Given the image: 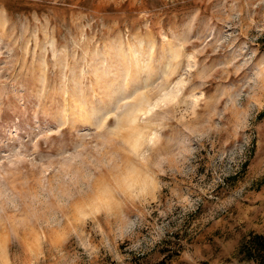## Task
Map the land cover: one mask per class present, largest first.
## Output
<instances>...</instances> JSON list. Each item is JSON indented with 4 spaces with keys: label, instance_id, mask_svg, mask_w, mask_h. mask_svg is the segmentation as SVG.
Wrapping results in <instances>:
<instances>
[{
    "label": "rangeland",
    "instance_id": "374dc122",
    "mask_svg": "<svg viewBox=\"0 0 264 264\" xmlns=\"http://www.w3.org/2000/svg\"><path fill=\"white\" fill-rule=\"evenodd\" d=\"M264 0H0V264H259Z\"/></svg>",
    "mask_w": 264,
    "mask_h": 264
},
{
    "label": "trees",
    "instance_id": "16d2710c",
    "mask_svg": "<svg viewBox=\"0 0 264 264\" xmlns=\"http://www.w3.org/2000/svg\"><path fill=\"white\" fill-rule=\"evenodd\" d=\"M241 253L248 260L264 264V235L252 233L243 245Z\"/></svg>",
    "mask_w": 264,
    "mask_h": 264
}]
</instances>
